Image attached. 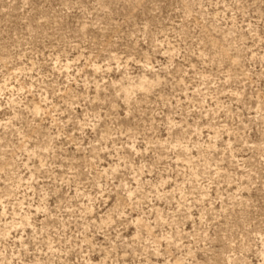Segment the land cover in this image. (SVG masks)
Wrapping results in <instances>:
<instances>
[{"label": "rangeland", "instance_id": "obj_1", "mask_svg": "<svg viewBox=\"0 0 264 264\" xmlns=\"http://www.w3.org/2000/svg\"><path fill=\"white\" fill-rule=\"evenodd\" d=\"M0 264H264V0H0Z\"/></svg>", "mask_w": 264, "mask_h": 264}]
</instances>
